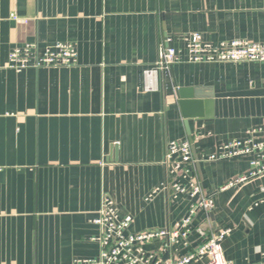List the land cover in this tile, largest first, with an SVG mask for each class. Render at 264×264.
<instances>
[{
  "label": "crops",
  "instance_id": "obj_1",
  "mask_svg": "<svg viewBox=\"0 0 264 264\" xmlns=\"http://www.w3.org/2000/svg\"><path fill=\"white\" fill-rule=\"evenodd\" d=\"M194 32L264 42V0H0V264L98 259L104 194L131 214L130 232L177 226L192 198L162 189L167 142L189 140L202 156L264 125V62H190ZM57 42L76 46L74 65L8 66L17 46ZM162 45L180 59L148 90ZM178 88L197 94L200 116L183 115ZM249 169L246 158L197 164L215 208L194 225L232 228L230 264L264 262V174L221 190ZM190 240L177 256L201 241ZM163 244L145 247L168 258Z\"/></svg>",
  "mask_w": 264,
  "mask_h": 264
},
{
  "label": "built area",
  "instance_id": "obj_2",
  "mask_svg": "<svg viewBox=\"0 0 264 264\" xmlns=\"http://www.w3.org/2000/svg\"><path fill=\"white\" fill-rule=\"evenodd\" d=\"M188 60L190 62H264V42L249 40H230L212 44L194 32L185 37ZM170 38L167 39V43ZM78 52L71 42H57L40 48L38 44L26 43L17 46L9 53L8 66L20 71L33 66H72L77 62ZM180 55L172 46H160L156 67L147 69L145 88L159 89L160 75L170 71ZM246 158L250 169L228 180L221 190L240 186L264 174V125L249 128L244 136L220 144L217 149L202 156L196 155L189 140H170L166 144L164 164L167 178L162 189L171 199L182 195L192 198L187 213L175 227L149 229L141 232H130L133 217L124 214L112 197L104 194L95 223L100 227V255L96 260L82 261V264H230L224 256L222 242L231 233L232 228L225 226L215 232L207 229L203 223L194 225L197 215L205 214L203 222L211 220L215 200L200 182L197 164L200 162L223 159ZM199 234L200 243L183 255L177 251L189 248L190 236ZM157 239H164L162 252L169 253L164 258L156 251L147 250L145 245ZM264 264V262L257 263Z\"/></svg>",
  "mask_w": 264,
  "mask_h": 264
},
{
  "label": "water",
  "instance_id": "obj_3",
  "mask_svg": "<svg viewBox=\"0 0 264 264\" xmlns=\"http://www.w3.org/2000/svg\"><path fill=\"white\" fill-rule=\"evenodd\" d=\"M177 96L179 104L185 117L200 116L202 113V102L197 98L191 89L178 88Z\"/></svg>",
  "mask_w": 264,
  "mask_h": 264
}]
</instances>
